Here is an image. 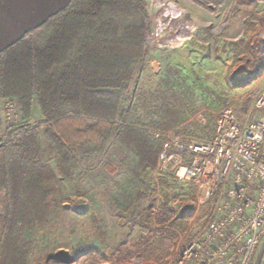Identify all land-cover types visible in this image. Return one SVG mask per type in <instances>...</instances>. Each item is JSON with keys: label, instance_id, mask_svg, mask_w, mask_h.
Wrapping results in <instances>:
<instances>
[{"label": "rangeland", "instance_id": "obj_1", "mask_svg": "<svg viewBox=\"0 0 264 264\" xmlns=\"http://www.w3.org/2000/svg\"><path fill=\"white\" fill-rule=\"evenodd\" d=\"M167 1L168 9L161 0H145L148 27L150 15L153 28L163 27L164 15L172 11L192 22L191 35L164 47L144 48V39L120 106L135 109L153 138H162L168 126L149 124L159 121L154 111L163 102L180 116L166 131L202 139L211 137L224 107L257 118L252 105L264 86V0ZM6 99L0 98V150L13 134L3 116ZM30 124L38 133L41 160L54 170L59 186L49 224L25 235L31 241L27 264H177L197 221L190 217V188L158 170L161 151L143 174V188L122 206L115 197L126 171L113 141L91 160L75 151L71 176L63 177L41 115H32Z\"/></svg>", "mask_w": 264, "mask_h": 264}, {"label": "trees", "instance_id": "obj_2", "mask_svg": "<svg viewBox=\"0 0 264 264\" xmlns=\"http://www.w3.org/2000/svg\"><path fill=\"white\" fill-rule=\"evenodd\" d=\"M147 18L145 0H70L0 52V98L16 102L24 130L0 150V264H27L25 235L49 224L56 201L59 178L42 162L30 124L34 102L63 177L71 176L75 151L91 160L113 141L126 171L114 200L123 206L143 188L164 141L120 102L144 52ZM163 105L149 124L168 123L166 131L180 116Z\"/></svg>", "mask_w": 264, "mask_h": 264}, {"label": "built area", "instance_id": "obj_3", "mask_svg": "<svg viewBox=\"0 0 264 264\" xmlns=\"http://www.w3.org/2000/svg\"><path fill=\"white\" fill-rule=\"evenodd\" d=\"M164 20L165 26L153 28L150 15L144 48L182 43L191 35L192 22L183 15L167 11ZM252 106L259 113L253 120L224 107L209 138L179 131L159 134L164 142L157 168L190 188V217L197 221L177 264L254 263L264 239V86ZM4 111L13 131L9 140H15L24 133L19 108L6 99Z\"/></svg>", "mask_w": 264, "mask_h": 264}, {"label": "crops", "instance_id": "obj_4", "mask_svg": "<svg viewBox=\"0 0 264 264\" xmlns=\"http://www.w3.org/2000/svg\"><path fill=\"white\" fill-rule=\"evenodd\" d=\"M70 0H0V52L43 23ZM40 110L34 102L32 115Z\"/></svg>", "mask_w": 264, "mask_h": 264}, {"label": "water", "instance_id": "obj_5", "mask_svg": "<svg viewBox=\"0 0 264 264\" xmlns=\"http://www.w3.org/2000/svg\"><path fill=\"white\" fill-rule=\"evenodd\" d=\"M263 255H264V239L262 240V242L259 246V249L257 251V254H256V257H255L253 264H261Z\"/></svg>", "mask_w": 264, "mask_h": 264}]
</instances>
